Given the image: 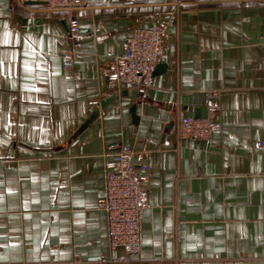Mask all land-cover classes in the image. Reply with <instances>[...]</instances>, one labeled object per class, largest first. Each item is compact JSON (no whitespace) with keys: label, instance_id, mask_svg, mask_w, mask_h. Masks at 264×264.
<instances>
[{"label":"crops","instance_id":"obj_1","mask_svg":"<svg viewBox=\"0 0 264 264\" xmlns=\"http://www.w3.org/2000/svg\"><path fill=\"white\" fill-rule=\"evenodd\" d=\"M157 24L147 96L112 87L109 60ZM263 38L264 0H0V264H264ZM210 92L221 133L179 137ZM115 142L149 167L127 262L98 208Z\"/></svg>","mask_w":264,"mask_h":264},{"label":"built area","instance_id":"obj_2","mask_svg":"<svg viewBox=\"0 0 264 264\" xmlns=\"http://www.w3.org/2000/svg\"><path fill=\"white\" fill-rule=\"evenodd\" d=\"M26 1V0H23ZM87 0H45L51 8L73 11L86 5ZM164 25H151L135 29L130 34L122 54L109 60L107 81L115 88L137 90L142 98L147 96L153 83V70L162 58V36ZM68 34L71 40H82L78 29V19L71 16L68 21ZM264 52V38L260 44ZM72 66L71 59L62 62L63 69ZM264 67V58L262 60ZM217 93H207L204 117L183 116L177 126L181 138L209 141L220 134L221 124L216 118ZM264 148V143H260ZM103 165L104 191L98 208L106 215L107 239L111 251L122 249L125 258L139 253L141 249L140 217L143 208L144 190L140 182L149 167L133 160L134 153L126 142H115L109 146ZM99 259L91 262L75 259L77 264H106L116 262Z\"/></svg>","mask_w":264,"mask_h":264},{"label":"snow or ice","instance_id":"obj_3","mask_svg":"<svg viewBox=\"0 0 264 264\" xmlns=\"http://www.w3.org/2000/svg\"><path fill=\"white\" fill-rule=\"evenodd\" d=\"M7 35H8V34H7V32H6V33H5V41H4L5 44L8 43V41H7ZM25 63H27V62H25Z\"/></svg>","mask_w":264,"mask_h":264},{"label":"water","instance_id":"obj_4","mask_svg":"<svg viewBox=\"0 0 264 264\" xmlns=\"http://www.w3.org/2000/svg\"><path fill=\"white\" fill-rule=\"evenodd\" d=\"M186 116V115H185Z\"/></svg>","mask_w":264,"mask_h":264}]
</instances>
